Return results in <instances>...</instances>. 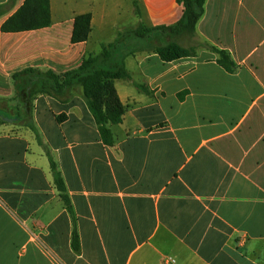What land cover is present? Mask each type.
Here are the masks:
<instances>
[{
  "label": "crops",
  "instance_id": "crops-1",
  "mask_svg": "<svg viewBox=\"0 0 264 264\" xmlns=\"http://www.w3.org/2000/svg\"><path fill=\"white\" fill-rule=\"evenodd\" d=\"M24 3L0 0L3 115L16 109L13 74L62 75L115 42L130 79L114 81L126 111L109 125L113 146L79 88L67 103L35 98L42 145L25 126L0 123V264H264V0H207L195 35L172 40L197 55L173 62L143 50L134 32L177 23V0H51L50 27L3 32ZM88 13V40L72 43L76 17ZM206 44L228 52L235 70Z\"/></svg>",
  "mask_w": 264,
  "mask_h": 264
},
{
  "label": "trees",
  "instance_id": "trees-1",
  "mask_svg": "<svg viewBox=\"0 0 264 264\" xmlns=\"http://www.w3.org/2000/svg\"><path fill=\"white\" fill-rule=\"evenodd\" d=\"M207 0H177L183 7L182 18L173 25L156 26L146 29L142 25L134 32V36L146 40L145 51L157 54L164 62H173L185 57H195L197 47H183L172 40L176 36H194L196 28L204 15ZM8 5H0V17L7 13ZM137 14H140L135 4ZM91 14L79 15L75 19L72 34V43H81L88 40L91 33ZM52 24L51 0H25L24 5L3 25L5 33L25 32L40 30ZM165 40L167 42H165ZM171 40V41H170ZM219 54L218 64L225 70L232 72L236 65L230 54L218 50L208 44L203 45ZM118 42L102 46L101 53L96 57H88L83 64L72 71L58 75L52 70L42 71L36 68H27L13 74L12 80L15 87V97L10 101L15 102L16 109L13 116L8 117L0 111V123L13 121L30 129L38 143L42 145L41 135L33 121L34 100L37 96H48L60 103H67L73 90L79 88L99 127L103 143L107 146L114 145V136L109 125H118L123 121L125 106L120 101L114 87L117 79H130L125 67L127 54L116 53ZM134 52H131L132 54ZM140 89L144 90L142 87ZM145 91V90H144ZM7 102V100H4ZM57 121L60 123L61 118ZM53 175L54 185L60 198L74 219V210L69 198L65 181L57 163L50 154H47ZM79 238L76 228L73 230V247L79 250Z\"/></svg>",
  "mask_w": 264,
  "mask_h": 264
},
{
  "label": "built area",
  "instance_id": "built-area-1",
  "mask_svg": "<svg viewBox=\"0 0 264 264\" xmlns=\"http://www.w3.org/2000/svg\"><path fill=\"white\" fill-rule=\"evenodd\" d=\"M166 263L176 264V261L172 258L166 259Z\"/></svg>",
  "mask_w": 264,
  "mask_h": 264
},
{
  "label": "rangeland",
  "instance_id": "rangeland-1",
  "mask_svg": "<svg viewBox=\"0 0 264 264\" xmlns=\"http://www.w3.org/2000/svg\"><path fill=\"white\" fill-rule=\"evenodd\" d=\"M124 23V22H123ZM133 23L132 20H126L124 25H126L127 27L129 26V24ZM130 27V26H129Z\"/></svg>",
  "mask_w": 264,
  "mask_h": 264
}]
</instances>
